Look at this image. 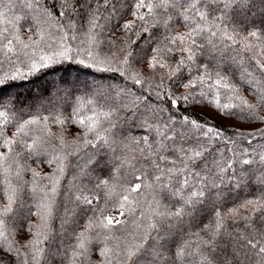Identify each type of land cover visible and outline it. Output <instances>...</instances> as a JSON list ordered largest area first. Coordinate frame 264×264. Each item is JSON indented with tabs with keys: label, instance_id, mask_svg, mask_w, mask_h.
I'll return each mask as SVG.
<instances>
[{
	"label": "snow or ice",
	"instance_id": "obj_1",
	"mask_svg": "<svg viewBox=\"0 0 264 264\" xmlns=\"http://www.w3.org/2000/svg\"><path fill=\"white\" fill-rule=\"evenodd\" d=\"M0 264H264V0H0Z\"/></svg>",
	"mask_w": 264,
	"mask_h": 264
},
{
	"label": "trees",
	"instance_id": "obj_2",
	"mask_svg": "<svg viewBox=\"0 0 264 264\" xmlns=\"http://www.w3.org/2000/svg\"><path fill=\"white\" fill-rule=\"evenodd\" d=\"M78 75L81 82L93 78L91 70L83 69L76 64L65 63L42 70L37 75L30 77L28 81L22 82V86L12 89V92L21 94L22 104H31L38 102V98L41 95L45 96L46 99L49 94L54 95L56 86L59 85L61 79L75 83ZM203 115L213 117L216 122H220V118L216 117L215 113L210 109L204 110Z\"/></svg>",
	"mask_w": 264,
	"mask_h": 264
}]
</instances>
